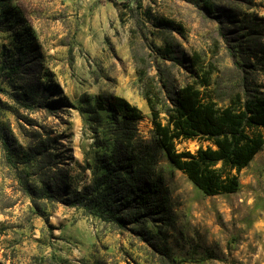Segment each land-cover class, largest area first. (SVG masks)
<instances>
[{"label":"rangeland","instance_id":"374dc122","mask_svg":"<svg viewBox=\"0 0 264 264\" xmlns=\"http://www.w3.org/2000/svg\"><path fill=\"white\" fill-rule=\"evenodd\" d=\"M194 55L218 106L264 92V0H0V264H264V146L235 194L206 196L154 134L146 96L165 120ZM112 96L142 120L99 110ZM121 155L165 209L129 207L130 183L112 180L100 194L119 226L70 202Z\"/></svg>","mask_w":264,"mask_h":264},{"label":"trees","instance_id":"16d2710c","mask_svg":"<svg viewBox=\"0 0 264 264\" xmlns=\"http://www.w3.org/2000/svg\"><path fill=\"white\" fill-rule=\"evenodd\" d=\"M160 23L181 29L169 20H161ZM164 51L170 53L167 48ZM191 64L194 80L176 90L171 107L165 111V120L160 117V104L146 96L154 134L169 163L204 195L235 194L239 189V173L264 146V92L254 90L243 95L236 94L228 105L220 107L209 94L210 71L205 70L197 55L191 58ZM19 69L18 64L14 65L13 75ZM97 107L120 116L126 123L143 118L137 107L117 96L107 100L98 98ZM196 139H202L207 145L195 152L176 148L180 141ZM2 142L5 148L8 147L4 139ZM7 159L11 161L9 157ZM98 163L101 164L98 168L106 174L95 178L92 185L83 188L81 193L74 194L71 205L79 206L105 222L124 225L125 218L117 214L112 201L100 194L103 187L106 191L110 182L117 180L120 184L130 183L126 189L132 194L127 199L129 207L135 205L144 213L165 209L162 206L164 203L152 208L154 199L159 195L158 190L152 184L139 181V174L133 173L136 165L133 157L102 156ZM112 173H115L113 177Z\"/></svg>","mask_w":264,"mask_h":264}]
</instances>
